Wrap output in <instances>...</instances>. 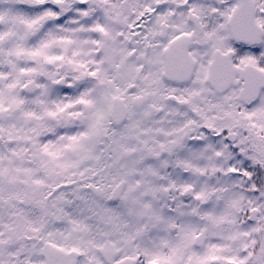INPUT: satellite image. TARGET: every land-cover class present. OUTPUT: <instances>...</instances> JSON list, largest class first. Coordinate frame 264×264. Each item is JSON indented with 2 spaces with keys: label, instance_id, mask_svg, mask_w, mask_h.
I'll return each instance as SVG.
<instances>
[{
  "label": "snow or ice",
  "instance_id": "snow-or-ice-1",
  "mask_svg": "<svg viewBox=\"0 0 264 264\" xmlns=\"http://www.w3.org/2000/svg\"><path fill=\"white\" fill-rule=\"evenodd\" d=\"M0 264H264V0H0Z\"/></svg>",
  "mask_w": 264,
  "mask_h": 264
}]
</instances>
